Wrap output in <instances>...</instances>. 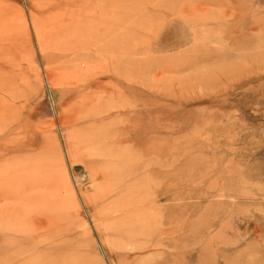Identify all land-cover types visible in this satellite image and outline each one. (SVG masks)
<instances>
[{
    "label": "rangeland",
    "instance_id": "1",
    "mask_svg": "<svg viewBox=\"0 0 264 264\" xmlns=\"http://www.w3.org/2000/svg\"><path fill=\"white\" fill-rule=\"evenodd\" d=\"M0 264H264V0H0Z\"/></svg>",
    "mask_w": 264,
    "mask_h": 264
}]
</instances>
